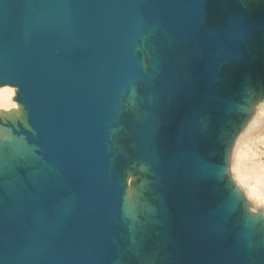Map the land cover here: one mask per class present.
<instances>
[{"label": "water", "instance_id": "1", "mask_svg": "<svg viewBox=\"0 0 264 264\" xmlns=\"http://www.w3.org/2000/svg\"><path fill=\"white\" fill-rule=\"evenodd\" d=\"M207 2L218 9L230 4L229 0H0V83L20 88L19 101L31 133L21 126L17 132L38 147L59 178V183L43 190H31L33 196L20 203L7 199L3 203L0 264H114L120 257L130 264L123 255L133 257L125 239L127 223L121 217L122 177H112L124 156L111 167L115 152L107 149V142L109 129L121 126H114L122 119H117L119 93H128L131 81L144 82L143 109L145 101L155 109L151 113L144 109L150 122L140 123L160 122L165 134L155 140L153 156L166 198L157 193L159 176L144 162L155 178L163 222L159 233L149 235L159 264H264V254L248 247L254 236H245L248 230L238 223V198L224 183L225 150L213 144L212 136H203L210 123L213 135L222 104L233 99L222 103L221 90L232 91L233 97L237 93L238 75L224 82L219 70L230 61H247L244 48L264 29V16L245 17L242 4L227 11L223 29L209 31L203 27ZM140 24L156 30L159 73L153 83L134 51ZM160 37L167 51L170 47L185 57L178 73L161 70ZM186 47L190 53L178 50ZM188 61L201 69L189 77L184 75ZM153 86L165 90L163 105L152 90L145 92ZM148 93L155 97L154 103L148 102ZM200 108L208 116L205 129L192 112ZM175 129L197 131L196 146L188 149L174 139ZM206 139L211 140V153L202 151ZM200 189L205 191L204 200L198 196ZM71 196L73 207L65 212L63 202ZM164 241L171 247L168 257L159 244Z\"/></svg>", "mask_w": 264, "mask_h": 264}, {"label": "bare ground", "instance_id": "2", "mask_svg": "<svg viewBox=\"0 0 264 264\" xmlns=\"http://www.w3.org/2000/svg\"><path fill=\"white\" fill-rule=\"evenodd\" d=\"M155 31V28L140 24L134 44V51L139 55L138 65L150 83L154 82L159 73V61L154 44ZM196 69L201 70L188 61L184 75L189 77ZM144 85L143 81H131L128 93L125 91L119 93L120 109L117 111V119L131 116L142 123L150 122L151 115L142 106L141 90ZM19 92L20 88L16 85L0 83V208L6 199L20 203L33 196L31 190H43L49 184L59 183L57 171L38 154V147L28 141L24 134L17 132L20 126L31 131L26 109L17 98ZM233 94L232 91L223 89L219 99L224 102L225 99L233 98ZM147 100L149 103H154L155 97L152 93L147 94ZM202 105L205 103L203 102ZM236 108L240 113H250L249 122L254 126L264 118V96L256 95L250 79H246ZM192 112L198 118L201 128L205 129L206 117H208L206 110L200 108ZM215 113L220 115L221 112ZM218 116L213 119L214 122L218 120ZM232 125L233 129L227 131V139L234 140L236 147L234 163L228 168V174L233 179L229 178L230 185H227L231 187L232 194L241 197L238 203L241 208L238 223L248 230L245 233L248 239L254 236V239L248 242V247L264 254V164L258 161L259 157H264V152L258 147L260 140L264 139V132L258 131L252 134L250 124L243 128L236 124ZM123 136L121 126L113 127L108 131L107 149L115 152L114 157L111 158V167L116 159L126 155ZM196 136H198L197 131L175 129L173 132L174 139L177 138L188 149L192 145L196 146ZM211 148V140L206 139L202 151L211 153ZM249 162L253 165L252 169L247 166ZM130 165L131 167L122 177L121 202L122 220L128 221L125 233L127 248L137 263L159 264L158 250L149 253L145 250L146 236L159 233L158 230L163 226L157 206L158 196L154 194L155 178L148 164L131 160ZM218 179L222 180L223 175H218ZM198 196L204 200L205 191L200 189ZM73 203L74 197H68L64 200L62 209L70 212ZM207 207L205 205V208ZM114 264L128 263L120 257Z\"/></svg>", "mask_w": 264, "mask_h": 264}, {"label": "rangeland", "instance_id": "3", "mask_svg": "<svg viewBox=\"0 0 264 264\" xmlns=\"http://www.w3.org/2000/svg\"><path fill=\"white\" fill-rule=\"evenodd\" d=\"M229 2L230 4L228 5V9H218L217 6H215L214 4L207 2L204 6L207 14L204 19L203 27H205L209 31H217L223 29L227 24L225 18L227 11L233 8H238L239 5L242 4L245 6L244 9H242V13L245 15V17L253 19L258 18L259 15L264 16V0H229ZM262 36H264V29L255 33V37L251 45L247 44L245 46L244 53L247 57V61H230L228 63H225V65L219 70V75L220 77H222L221 81L223 80L224 82H229L234 78V75H238L236 82L237 84L235 83L237 93L229 103L222 104L221 110L223 111V114L221 115V120L214 127L213 135L211 131V123L208 125L207 130L203 133V136L205 138H210L212 136L213 144L218 148L220 147L221 149L225 150V156L221 158V162L223 163V167L225 168V184H229V178L233 179V177L228 174V168L231 164L234 163L233 156L236 147V142L234 140L230 141L229 139H227L226 131H231L233 129L232 124H236L241 128L250 124L249 128L250 131H252V134L257 133L258 131L264 132V118L260 119V121L254 126L252 123L249 122L251 117L250 113H240L236 109V104L240 102L242 90L246 82L247 76H250V84L255 89L256 95L258 97L264 96V41ZM162 40V37H160V42H158L157 44L158 55L161 61V70L163 72H165L166 70L170 71L171 74L178 73L182 70L183 63L181 60L185 57H178V55H176V52L174 54L173 50L170 51V47H168L169 51H167L165 46H161V44H163ZM178 50L183 51L184 53H190V47H186L183 49L178 48ZM167 60L169 61L168 65ZM149 90H152L154 94L157 95V97L159 96V103L163 101L162 98L165 94L164 89L158 90L157 86H153L147 87L145 92H148ZM17 98L21 101L19 93H17ZM161 105H163V103H161ZM144 109L148 110L150 113L154 112L155 110L154 107L150 106L148 103H146V101L144 104ZM129 117L131 119L128 120L127 118H122L118 121V123H115L114 125L116 126L119 124L123 127V143L125 144L126 155L121 158V160H119V164L113 168L112 177L117 180L123 177L126 173V170L131 167V160H135L138 162H146L157 174V177L159 176L157 180V193L166 198V185L158 169V159L157 157L153 156V145L155 143V140L165 138V134L161 129L162 124L160 122H154L150 126H145L134 118H132L131 116ZM25 131L31 133L29 130L25 129ZM260 142L261 143L260 145H258V147L261 151L264 152V139L260 140ZM258 161L260 164H264V157H259ZM247 166L249 169H252L253 167L251 162H249ZM237 198L239 203L241 197L238 195ZM237 213H241L240 207H238ZM163 214H165V216L167 217L166 209L163 211ZM126 223L128 224V221H126ZM119 227L122 231L123 226L120 222ZM170 231L171 227H166V233L168 235ZM137 233L139 232L137 231ZM146 238V250L150 252L152 250L150 248L156 247V245L155 243H152V240H150L149 235H147ZM122 241L123 240L121 239V247L123 249L124 243ZM159 244H161V249L164 255L168 257V254H171V247L169 245V242L164 241V243L160 242ZM123 255L127 259V261H129L130 264H139L135 261L132 256H126L124 252ZM164 264L170 263H167L166 261V263Z\"/></svg>", "mask_w": 264, "mask_h": 264}]
</instances>
